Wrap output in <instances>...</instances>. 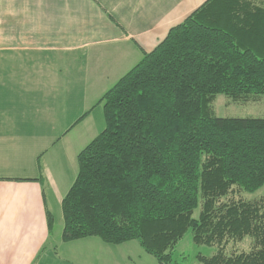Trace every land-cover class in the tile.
Returning a JSON list of instances; mask_svg holds the SVG:
<instances>
[{
    "label": "trees",
    "instance_id": "16d2710c",
    "mask_svg": "<svg viewBox=\"0 0 264 264\" xmlns=\"http://www.w3.org/2000/svg\"><path fill=\"white\" fill-rule=\"evenodd\" d=\"M220 93L264 96V0H205L98 99L105 125L76 156L61 239L136 240L169 264L190 229L216 248L199 264H264V194L241 196L264 185V116H217Z\"/></svg>",
    "mask_w": 264,
    "mask_h": 264
},
{
    "label": "crops",
    "instance_id": "0c3cea01",
    "mask_svg": "<svg viewBox=\"0 0 264 264\" xmlns=\"http://www.w3.org/2000/svg\"><path fill=\"white\" fill-rule=\"evenodd\" d=\"M204 1L0 0V264H154L134 240L63 241L61 200L98 99Z\"/></svg>",
    "mask_w": 264,
    "mask_h": 264
},
{
    "label": "rangeland",
    "instance_id": "374dc122",
    "mask_svg": "<svg viewBox=\"0 0 264 264\" xmlns=\"http://www.w3.org/2000/svg\"><path fill=\"white\" fill-rule=\"evenodd\" d=\"M214 113L217 116H234V117H245V116H264V96L254 101H233L225 94H216L214 100L211 103ZM100 112L102 113L101 106H98ZM100 113V115H102ZM105 125V124H104ZM100 127L99 131L104 127ZM264 194V185L257 189L253 193L244 192L241 194L243 198L254 199L262 196ZM237 197V196H236ZM198 214V209H195L193 216L196 217ZM60 227L59 217L54 216V221L52 225V236L55 235L57 229ZM132 244L134 247H139L137 241L134 240ZM252 244L251 238L244 237L242 240L237 242H230L226 246V252L231 253L232 251H241L248 250ZM125 248L114 247L113 246V264H127L125 261H122L121 256L126 254ZM140 249V248H138ZM122 250V251H121ZM216 250L215 247H210L204 244H196L192 241L190 229L185 232L183 237L175 244L172 249L171 260L169 264H199L196 259V254L200 253L203 255H211ZM116 256V258H115ZM146 257L151 259L154 264L156 260L152 258L149 254H145ZM118 261V262H117ZM136 264H140V261L134 259ZM66 264V263H64ZM131 264V263H129ZM148 264V263H147Z\"/></svg>",
    "mask_w": 264,
    "mask_h": 264
}]
</instances>
